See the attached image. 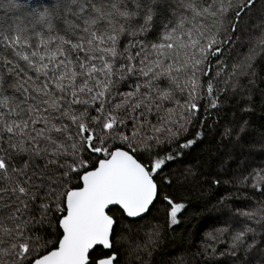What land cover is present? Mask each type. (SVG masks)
<instances>
[{
	"label": "snow or ice",
	"instance_id": "snow-or-ice-1",
	"mask_svg": "<svg viewBox=\"0 0 264 264\" xmlns=\"http://www.w3.org/2000/svg\"><path fill=\"white\" fill-rule=\"evenodd\" d=\"M255 9L256 0H0V264H132L160 236L153 225L134 240L144 227L135 221L156 208L171 229L193 206L178 190L234 181L264 196V167L221 182L204 172L216 152L192 155L217 133L229 160L243 153L247 122L237 131L224 98L251 100L264 0L254 24ZM211 199L202 206L222 224L206 233L213 252L227 235L237 264H264V200L233 212L229 195Z\"/></svg>",
	"mask_w": 264,
	"mask_h": 264
},
{
	"label": "trees",
	"instance_id": "trees-1",
	"mask_svg": "<svg viewBox=\"0 0 264 264\" xmlns=\"http://www.w3.org/2000/svg\"><path fill=\"white\" fill-rule=\"evenodd\" d=\"M24 3L35 4V0H23ZM258 8H261V1L258 4ZM3 12L0 11V15ZM261 15V12H260ZM259 16H253V21L258 22ZM235 39V38H234ZM245 40L247 38L245 37ZM249 45L245 43L244 52L248 51ZM253 70L255 76L249 88L253 89L247 96L251 97V100L247 103H241L239 107H236L237 100L229 99L227 100L228 106L225 109L226 116L228 120H232L235 116L236 129L238 130L241 124L246 121V128L244 134L240 133V144H242L243 153L241 155L233 154L231 160L223 155V146L216 143L219 140V133L216 134L215 140H212L209 144L208 141L211 139L209 136L205 137V143L198 144L196 148L192 149V155H196L201 149L205 147L211 148L217 153L215 156L205 157L206 164L204 166V172L207 173L209 179L218 178L221 182L229 180L234 176H239L240 170H243V166L247 161L245 159H250L251 157L244 156L246 149H253L255 147L254 137L262 136L264 137V50L257 47L256 54L253 60ZM245 83V82H244ZM247 108L248 111H241V109ZM224 121H221L223 125ZM235 136V133H233ZM191 138V137H189ZM239 152V149L237 150ZM251 153L248 154L250 156ZM256 155L251 160L256 161ZM221 160H228L225 165L227 174H222L223 170L219 166ZM234 161V162H233ZM176 163H170L169 168H177ZM182 167V166H181ZM199 179V177H198ZM241 184H223L219 186H214L210 183L203 184L200 187L193 188L191 191H186L181 193L179 190L176 195H188L191 197L192 207L188 208L187 211L180 216L181 223L178 226H173L171 229L168 228L166 223V218L157 213L156 208L148 213L144 217L143 221H152L159 226L160 236L156 243V246L151 251V255L145 257L142 261L147 264H168L172 260H177L179 258H185L186 261L190 259L199 258L198 256L202 253V242L204 236L208 232H214L217 228L221 227L222 224L219 223V217L215 212H210L206 210L202 205L205 198L211 196L212 199L209 204H215L221 196L229 195L230 201L229 205L233 212L237 209H246L253 199L259 197V193L254 192V197L243 198V191L240 190ZM187 218V220H186ZM140 222V220L135 221V223ZM227 244V240L224 242V247ZM206 264H222L221 259L212 258L211 256H201ZM228 261L231 260L234 264H237L236 260L232 256H228Z\"/></svg>",
	"mask_w": 264,
	"mask_h": 264
},
{
	"label": "rangeland",
	"instance_id": "rangeland-1",
	"mask_svg": "<svg viewBox=\"0 0 264 264\" xmlns=\"http://www.w3.org/2000/svg\"><path fill=\"white\" fill-rule=\"evenodd\" d=\"M260 1L261 0H256V9L254 10L255 16H260L261 8H258V4L260 3ZM253 23L255 24L256 22L253 21ZM244 82L246 85L248 84L247 80H245ZM252 89H253V85L251 88H249L248 92L244 93V95L247 96V94H249ZM245 128H246V126H245ZM245 128H244V130H245ZM244 130L240 133L244 134ZM237 131H240V127ZM251 137L254 138V143L256 145L253 149H246L245 150L244 156H246L248 158L251 157V158L249 160L245 159V161H247V163H245V165L243 166V171L240 170L241 175L247 174V171L251 170L252 168L264 167V137H262V136H258V137L251 136ZM249 153H251L250 156H248ZM255 155L257 158H256V161L253 162V160H251V159L253 157H255ZM241 185L242 186H241L240 190L243 191V193H244L243 198H249L252 196L254 197V195H253L254 193L251 191L252 189L250 187H245L243 184H241ZM260 200H264V196L260 195L256 199H253L246 209L255 207L254 202L260 201ZM136 224L137 225L144 224V227H143V229H134L133 238H134V240L136 238H138L139 241L141 243H143L144 240L146 239L145 233L148 232L149 229L153 225H156V224H155V222H152L151 220L150 221H140ZM213 233H215V231ZM226 240H228L227 235L221 237L220 242H218L214 245L215 251L213 252V248L209 247V245L211 244V241L208 240L206 235H205L203 242H202V253L200 256H198L199 258L190 259L188 261H186V259L188 257L179 258L177 260H172L168 264H206L205 261L203 260V258L201 257L202 255L203 256H211L212 258L221 259L222 264H234L231 260L228 261V259H227L228 256H231V255L229 254V251H228V243L224 247V242ZM152 249H154V248H152ZM152 249H150V251H152ZM125 255H127V253H125ZM141 256H142V259L139 261H137L135 256H133L132 257V264H145V262H143L142 260L149 255L147 253H142Z\"/></svg>",
	"mask_w": 264,
	"mask_h": 264
}]
</instances>
